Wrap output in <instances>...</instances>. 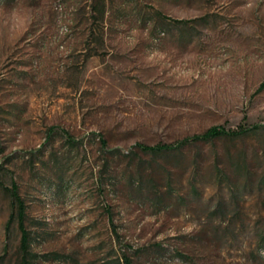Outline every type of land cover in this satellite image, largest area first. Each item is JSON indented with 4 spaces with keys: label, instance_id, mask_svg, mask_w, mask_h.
Instances as JSON below:
<instances>
[{
    "label": "rangeland",
    "instance_id": "374dc122",
    "mask_svg": "<svg viewBox=\"0 0 264 264\" xmlns=\"http://www.w3.org/2000/svg\"><path fill=\"white\" fill-rule=\"evenodd\" d=\"M214 126L245 131L137 147ZM12 181L31 264H264V0H0ZM10 211L0 186V264Z\"/></svg>",
    "mask_w": 264,
    "mask_h": 264
},
{
    "label": "trees",
    "instance_id": "16d2710c",
    "mask_svg": "<svg viewBox=\"0 0 264 264\" xmlns=\"http://www.w3.org/2000/svg\"><path fill=\"white\" fill-rule=\"evenodd\" d=\"M244 128L237 130L227 131L222 127H210L201 134H194L189 137H185L175 143H158L155 145H142L138 144L137 147L142 151L150 154H155L163 151H169L173 149H180L183 146L194 143V142H207L215 138L223 136H235L243 133ZM104 144V142L102 141ZM0 186L5 189L11 204V211L9 218L6 223V228H9L11 223H15L19 231V251L20 259L18 264H31L35 254L30 252V236L26 228V204L19 194L18 187L14 181L11 182L10 186H4L0 183ZM116 264H131V260L128 256L123 255L121 259L115 260Z\"/></svg>",
    "mask_w": 264,
    "mask_h": 264
}]
</instances>
